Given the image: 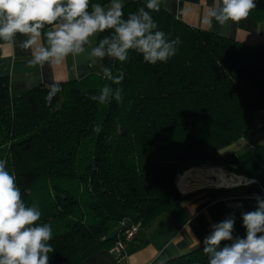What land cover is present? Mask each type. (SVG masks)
Wrapping results in <instances>:
<instances>
[{"label": "trees", "instance_id": "1", "mask_svg": "<svg viewBox=\"0 0 264 264\" xmlns=\"http://www.w3.org/2000/svg\"><path fill=\"white\" fill-rule=\"evenodd\" d=\"M256 4L251 13L264 17V0ZM124 5L127 17L146 2ZM151 15L168 39L181 41L167 62L149 64L131 51L124 63L100 60L102 72L39 84L15 96L8 77L0 76V159L25 203L41 211L39 223L52 228L49 264H77L94 243L113 245L110 230L120 221L105 204L132 215L139 226L178 206L182 193L192 190L177 188L176 173L195 157L264 187V144L241 154L233 149L264 110V44L192 27L162 5ZM105 67L124 73L121 102L89 99L111 83ZM53 83L62 90L49 105L45 97ZM257 207H229L234 238L246 236L242 213ZM203 246L160 264H208Z\"/></svg>", "mask_w": 264, "mask_h": 264}, {"label": "clouds", "instance_id": "2", "mask_svg": "<svg viewBox=\"0 0 264 264\" xmlns=\"http://www.w3.org/2000/svg\"><path fill=\"white\" fill-rule=\"evenodd\" d=\"M162 0H146V5L125 17L123 0L107 4L92 0H0V43L29 51L30 67L62 65L67 58L85 57L90 62L112 58L124 63L135 51L149 64L167 62L177 54L179 37L168 39L151 15L161 8ZM257 6L256 0H214L203 23L213 21L223 27L246 19ZM108 32L99 38L101 33ZM106 83L97 95L89 97L101 105L121 102L124 73L103 69ZM79 75V73H77ZM116 85L117 87H113ZM45 97L51 105L61 92L58 83L48 86ZM99 133L101 128L94 127ZM255 211L242 213L244 238L233 237L235 220L228 218L212 225L203 241L208 264H264V200L257 197ZM42 213L25 203L16 177L0 159V264H49L54 251L49 224L39 223ZM229 241L221 247L222 242Z\"/></svg>", "mask_w": 264, "mask_h": 264}, {"label": "crops", "instance_id": "3", "mask_svg": "<svg viewBox=\"0 0 264 264\" xmlns=\"http://www.w3.org/2000/svg\"><path fill=\"white\" fill-rule=\"evenodd\" d=\"M128 0H123L125 3ZM145 1L146 0H142ZM214 0H162L161 5L192 27L211 30L247 45L264 44V17L250 13L239 23L229 22L223 27L213 21L209 28L203 23ZM0 43V76H7L11 95L15 96L39 84L80 79L102 69L100 60L69 57L62 65L30 67V52L18 46ZM79 73V75H77ZM258 114L264 115V110ZM242 139V137H241ZM189 191V190H188ZM182 193V192H181ZM185 199L171 211L157 217L148 226H139L133 239L125 246L126 257L117 260L101 242L94 243L77 264H160L179 257L203 245L212 232V225L227 219L229 207L236 204L256 205L257 197L264 200V187L257 182L234 186H205L182 193ZM135 222L130 214L119 220ZM113 235L117 239L121 230Z\"/></svg>", "mask_w": 264, "mask_h": 264}, {"label": "rangeland", "instance_id": "4", "mask_svg": "<svg viewBox=\"0 0 264 264\" xmlns=\"http://www.w3.org/2000/svg\"><path fill=\"white\" fill-rule=\"evenodd\" d=\"M99 72H102V69ZM257 144H264V115H261V114H257L255 117V127L253 129L246 130L242 135V139L233 146V149L236 151V153L241 154V153H244V152L252 149ZM207 166L208 167L209 166L221 167L226 173H229L225 166L212 165L211 163L205 161L202 158L195 157V159H190V160L186 161L182 165V167L178 170V172L176 173L175 184H176L177 188L189 190V189L183 188L178 182V175L181 174L185 169H187L189 167H207ZM204 175L209 176L207 173H205ZM240 176L244 177V175H240ZM245 177H247V176H245ZM208 186H212V185H208ZM104 207L111 215L116 217L118 219V221L124 215L123 211H121L120 209H118L112 205L105 204ZM118 231H119V224L117 223L116 225H114L111 228L110 235L111 236L117 235Z\"/></svg>", "mask_w": 264, "mask_h": 264}, {"label": "bare ground", "instance_id": "5", "mask_svg": "<svg viewBox=\"0 0 264 264\" xmlns=\"http://www.w3.org/2000/svg\"><path fill=\"white\" fill-rule=\"evenodd\" d=\"M207 173L209 176H205ZM249 177H243L234 172L226 173L221 167H189L178 175L179 184L186 189L215 185V186H234L242 185ZM192 188V189H191Z\"/></svg>", "mask_w": 264, "mask_h": 264}, {"label": "built area", "instance_id": "6", "mask_svg": "<svg viewBox=\"0 0 264 264\" xmlns=\"http://www.w3.org/2000/svg\"><path fill=\"white\" fill-rule=\"evenodd\" d=\"M251 182H255V179L250 178L248 180H245L243 182L244 184L242 185H246ZM120 225H121V230L118 238L114 241L113 245L110 248H108L109 253L117 260H122L126 257L125 246L128 242H130L133 239L139 227L138 223L136 222L128 223L125 219H123L120 222Z\"/></svg>", "mask_w": 264, "mask_h": 264}, {"label": "water", "instance_id": "7", "mask_svg": "<svg viewBox=\"0 0 264 264\" xmlns=\"http://www.w3.org/2000/svg\"><path fill=\"white\" fill-rule=\"evenodd\" d=\"M245 177V176H244ZM205 187V186H204ZM200 188H202V187H200ZM196 189H198V188H196Z\"/></svg>", "mask_w": 264, "mask_h": 264}]
</instances>
